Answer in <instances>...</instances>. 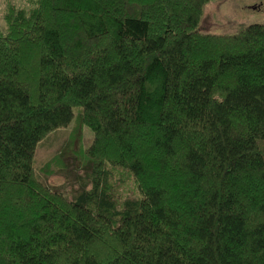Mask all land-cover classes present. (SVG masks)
<instances>
[{"label":"trees","instance_id":"16d2710c","mask_svg":"<svg viewBox=\"0 0 264 264\" xmlns=\"http://www.w3.org/2000/svg\"><path fill=\"white\" fill-rule=\"evenodd\" d=\"M207 1L3 0L0 264H264V23Z\"/></svg>","mask_w":264,"mask_h":264},{"label":"rangeland","instance_id":"374dc122","mask_svg":"<svg viewBox=\"0 0 264 264\" xmlns=\"http://www.w3.org/2000/svg\"><path fill=\"white\" fill-rule=\"evenodd\" d=\"M3 0H0V17L3 8ZM0 23H2L0 18ZM250 23H264V0H209L203 4V10L199 19L198 28L201 31L210 33H228L238 29L240 25ZM1 25V24H0ZM74 114L77 112L75 110ZM70 124L62 132L70 131L77 133L79 131V145L82 149L86 148L92 141L93 133L90 128L81 126L78 129ZM42 142V141H41ZM58 141H56L57 143ZM44 145V142H42ZM38 146L34 153L33 165L35 171L41 176L38 168L54 146ZM55 165V163H53ZM49 165L47 182L51 185L59 186L64 183V176L53 172L54 165Z\"/></svg>","mask_w":264,"mask_h":264}]
</instances>
